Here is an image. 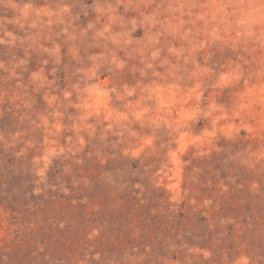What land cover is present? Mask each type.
Returning <instances> with one entry per match:
<instances>
[{
    "label": "rangeland",
    "instance_id": "obj_1",
    "mask_svg": "<svg viewBox=\"0 0 264 264\" xmlns=\"http://www.w3.org/2000/svg\"><path fill=\"white\" fill-rule=\"evenodd\" d=\"M0 264H264V0H0Z\"/></svg>",
    "mask_w": 264,
    "mask_h": 264
}]
</instances>
